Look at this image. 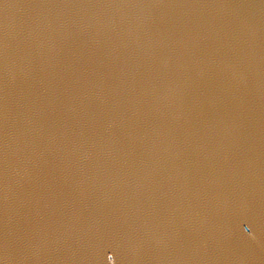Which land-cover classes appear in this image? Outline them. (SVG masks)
<instances>
[{
	"label": "water",
	"instance_id": "95a60500",
	"mask_svg": "<svg viewBox=\"0 0 264 264\" xmlns=\"http://www.w3.org/2000/svg\"><path fill=\"white\" fill-rule=\"evenodd\" d=\"M0 264H264V0H0Z\"/></svg>",
	"mask_w": 264,
	"mask_h": 264
}]
</instances>
